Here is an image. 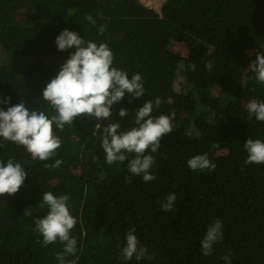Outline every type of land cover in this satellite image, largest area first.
Returning <instances> with one entry per match:
<instances>
[{
    "label": "trees",
    "instance_id": "1",
    "mask_svg": "<svg viewBox=\"0 0 264 264\" xmlns=\"http://www.w3.org/2000/svg\"><path fill=\"white\" fill-rule=\"evenodd\" d=\"M65 29L107 44L112 66L129 79L141 74L145 92L126 93L109 119L77 117L63 131L54 125L62 143L47 161L0 138V161L13 159L28 173L16 194L0 197V264H59L64 245L44 247L34 231V219L49 211L42 202L49 191L70 197L76 219L70 236L77 251L66 264H225L226 255L232 264H264V164H245L244 149L247 138L264 142V122L249 119L246 108L252 99L264 102V85L247 70L264 54V0H165L159 11L140 0H0V109L21 102L56 114L42 92L74 51L57 50ZM147 101L153 117L168 116L174 127L157 153H146L154 156L157 179L143 183L128 161L108 165L101 143L110 123L119 122L121 131L135 127L134 113ZM205 153L215 169L192 171L187 161ZM57 159L60 167H45ZM170 193L176 203L163 211L159 202ZM216 219L224 239L205 257L201 240ZM133 227L148 249L140 261L121 255Z\"/></svg>",
    "mask_w": 264,
    "mask_h": 264
},
{
    "label": "clouds",
    "instance_id": "2",
    "mask_svg": "<svg viewBox=\"0 0 264 264\" xmlns=\"http://www.w3.org/2000/svg\"><path fill=\"white\" fill-rule=\"evenodd\" d=\"M87 21L95 26L96 21L91 15ZM107 26L101 25L98 34L103 35ZM60 52L74 49L67 61L62 65L58 75L46 85L42 92V100L47 102L55 111L49 118L44 111L30 110L24 103L0 109V138L23 147L32 160L47 161L54 158L61 147V139L54 133L53 126L63 131L65 126H72L77 117L86 116L97 120L109 119L112 116L111 108L125 97L126 93L133 98L144 95V81L141 74H133L129 79L127 72L113 67L114 56L107 44L99 46L92 41H85L80 36L67 29L63 30L55 41ZM195 71V65H191ZM211 71V62L205 66ZM254 73L253 79L257 84L264 85V54L257 53L256 60L247 69ZM10 97L3 99L7 105ZM155 107L159 108L161 99H155ZM248 118L255 117L264 122V102L250 100L247 105ZM154 104L147 101L137 110L135 127L121 131L119 122L110 123L103 127L101 147L105 153L108 165L128 161L127 168L132 176L141 177L143 183L155 181L157 177L151 173L155 164L153 155L161 147V138L173 132V123L170 117L160 115L153 117ZM119 116H128L126 109L119 111ZM101 128L100 124L95 126ZM218 148L219 144H213ZM247 152V165L264 164V142L259 139L247 138L244 143ZM134 158L129 159V156ZM96 159V157H94ZM62 160H55L54 164H45V167L58 168ZM192 171L214 170L216 165L210 162L207 153L196 155L187 161ZM28 173L18 162L8 159L0 161V197L16 194L23 185ZM126 179H128L126 177ZM130 182V181H129ZM67 195L55 196L51 191L43 193L42 202L49 211L43 218H35L34 231L42 236L37 243L44 247L59 241L64 245L62 252L56 253L59 264H66V257L77 251V240L70 236V231L76 225V219L70 214ZM175 193H170L164 201L159 202L163 211H171L176 203ZM135 228L126 233V246L122 249V258L137 261L147 256V247L141 246L138 238L133 234ZM224 234L222 221L216 219L211 224L201 240L203 256L212 254L213 245L222 242ZM151 259V257H147ZM225 264H232L229 256L222 257Z\"/></svg>",
    "mask_w": 264,
    "mask_h": 264
},
{
    "label": "rangeland",
    "instance_id": "3",
    "mask_svg": "<svg viewBox=\"0 0 264 264\" xmlns=\"http://www.w3.org/2000/svg\"><path fill=\"white\" fill-rule=\"evenodd\" d=\"M165 0H140L141 3L150 7L151 9L159 11Z\"/></svg>",
    "mask_w": 264,
    "mask_h": 264
}]
</instances>
